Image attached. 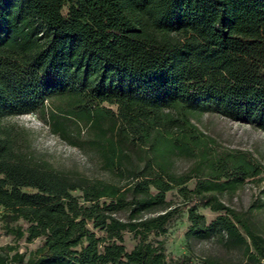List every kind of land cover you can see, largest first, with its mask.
<instances>
[{"label":"trees","instance_id":"16d2710c","mask_svg":"<svg viewBox=\"0 0 264 264\" xmlns=\"http://www.w3.org/2000/svg\"><path fill=\"white\" fill-rule=\"evenodd\" d=\"M202 112L264 132V0H0V223L14 240L0 264H221L151 239L180 211L188 253L214 240L264 264V236L219 196L262 168L248 151L212 155ZM31 113L92 174L37 158L14 120ZM175 157L196 163L176 171Z\"/></svg>","mask_w":264,"mask_h":264},{"label":"rangeland","instance_id":"374dc122","mask_svg":"<svg viewBox=\"0 0 264 264\" xmlns=\"http://www.w3.org/2000/svg\"><path fill=\"white\" fill-rule=\"evenodd\" d=\"M18 124L30 130L31 146L37 158L48 161L53 167L61 170L77 169L78 171L92 174V170L85 162L81 151L72 147L53 135L48 126L44 124L36 114H26L14 119ZM197 127L210 141V153L216 155L221 152L248 151L256 159L262 168V173L255 178H247L234 191H225L219 194L220 198L230 207L244 211L253 221L257 230L264 236V132L248 123L232 121L220 114L202 112L194 120ZM196 163V159L175 157L174 169L176 171L189 170ZM94 173V172H93ZM196 183L192 179L187 183L188 188H193ZM24 191L32 189L24 188ZM165 199L173 204L181 202L177 189L174 188L165 193ZM198 211L203 214L207 221H211L217 212L207 207H199ZM189 222L186 212L180 213L167 223L165 235H150L151 239L165 238V252L176 258L182 254H190L191 261L197 262L200 257L210 256L218 258L221 264H240V257L234 251H228L214 240L191 241V252L188 253L185 241V232ZM101 235V232H97ZM12 236L2 233L0 223V245L12 243ZM138 239L133 233H123V245L127 250L132 249ZM40 242L39 239L30 243L18 242L19 251L27 253L34 249Z\"/></svg>","mask_w":264,"mask_h":264}]
</instances>
